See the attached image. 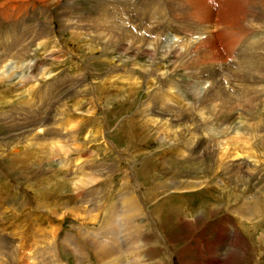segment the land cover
I'll return each instance as SVG.
<instances>
[{
  "label": "rangeland",
  "instance_id": "1",
  "mask_svg": "<svg viewBox=\"0 0 264 264\" xmlns=\"http://www.w3.org/2000/svg\"><path fill=\"white\" fill-rule=\"evenodd\" d=\"M207 1L210 2V0H187L184 8H181L173 0L158 2L157 7L151 9L149 8L152 4L149 3L144 8L161 16V21L150 20V24H148V19H144L140 15L135 16L129 11L128 0H0V5L6 4L2 9L10 7L14 2H23L24 6L23 14L20 16L17 13L11 15L16 18V21L11 20L6 24L4 22L5 28L0 29L4 33L7 27L19 29L16 24L22 25L24 23V26L21 27V33L19 34V31L14 32L17 36L13 35L11 41L7 39L9 36L4 38L2 32L0 34V61L6 60L7 64L4 65L7 66L8 73L18 71V73H13L8 82L0 85V144L15 141L13 136L16 131L13 130L19 129L16 127L19 124L17 120L26 121L24 126L31 128L41 120L38 115L31 114L33 117L29 116L30 113L28 112L32 113L36 110L37 105L40 111H43L44 106L39 103L40 101L42 103V100L46 101L51 97L54 99L50 105L56 104V102H65L71 109L80 110L66 118L69 126L73 121L74 128L77 123L80 128H78L79 130L76 128V131L79 132L76 136L78 142L75 144L79 146V151H73L67 156L65 153L54 149L51 150L50 154L52 144L46 148L44 146L47 144L43 146L38 140H33V147L32 145L27 147L26 137L21 138L17 146L13 145L14 147L9 149L10 152L6 148L5 154H3V148H0L1 235L7 234L17 240L22 232L26 238L24 239V246L28 250H34L36 243V247L39 248L38 260L42 264H78L77 257H80L81 252L75 251V245L78 249L84 243L88 247L87 241L85 242L83 239L85 237L81 235L82 229L86 230L87 227L94 229L97 226L99 228L101 225L99 237L101 232L108 231L105 223L108 222L105 219L106 215L108 218V213L119 211L113 216L116 220L121 218L122 215L120 214L125 209L122 206V200L125 198V206L128 203L130 207L132 201L129 198L135 197V194L132 195L135 190L129 180L130 176L135 174L140 182L139 187L142 188L146 196L147 210L151 213L150 217L154 215L152 220L149 216L146 218L147 223L150 221L148 224L142 217V211L138 216L139 224L147 225L148 230H145L144 236L148 238V246L153 250L154 255L152 254V259L143 257L144 262H142L137 256L134 258L122 251L121 249H124L125 245L119 240V250L123 253L124 264H130L133 259L135 261L138 259L142 262L140 264H210L209 249L219 241L218 239L222 234H220V229L223 230V226L227 223L226 226L229 227L230 233L226 247L225 243L222 244L225 247V252L233 249L232 246L237 247L238 244L242 243L241 246L243 245L244 249L242 254L240 256L234 255L237 264H264V248L258 240L264 231V229L262 230L264 218L258 220L257 217H253L254 219L250 218L249 223L245 219L242 221L236 214L225 215V212H222L214 218L195 223L193 219L196 216L199 218L203 213L202 210L209 204L214 203L225 210L224 207L227 202L221 199L224 194L226 196L227 193L228 195L231 193L230 188L222 191L215 190L211 193L206 191L207 188L201 190H189L187 188L189 190L187 193L175 192L177 186L170 184L171 181H169V174L174 171L173 169H177V173L180 174L195 172V179L198 178V181H202L207 179L204 178L205 166L201 167L204 170L203 174H197L199 173L196 169L198 167L194 170L191 167L184 168L183 166L181 168L182 162L178 155L172 153V150L158 147V141L150 136L151 127L147 130L133 129V126L138 123L131 121V118L141 108L145 107L149 100H153L158 95L157 88L165 86L167 81L174 87L171 95L175 99L184 100L180 106L199 105L202 97L207 94L210 95L207 92L210 85L204 86V92L200 95H198V90L193 91L196 85L203 82L204 75L209 70H221L223 86L230 85L229 89H233L231 87L234 86L235 79L231 77V72H234L235 66L229 73H226L224 69L225 57L221 56L222 54L217 50L215 44H205L209 40L205 38H203L205 41L199 42L198 40L197 43L199 42V44L195 48L188 47L185 50L187 55L182 60L175 62L173 57L164 61L159 59L157 64L153 65L152 57L145 55L143 51L135 50L127 41L122 40L119 30L111 33L107 29H99L98 26L95 29L94 26H91L85 30L78 26L67 27V21L70 19L85 22L88 17L110 26L122 22L125 24L122 28L131 30L136 34H139L142 29L147 32L148 37L152 36L160 40L158 58L163 57L168 50V48L162 47L166 46L167 42H172L170 46L177 47L176 50L179 52L187 47L180 44V41L184 40L183 36L186 35L189 41H193L192 37L197 35L196 32L202 33L203 31L205 33L204 31L211 29V33H209L211 37L212 32L217 31L216 25L218 26V24L227 23L231 30H239L243 34L263 32L261 29L264 28V15L262 13L264 12V0H257L258 2L255 3L260 4V6L252 9L248 14H245L244 11L246 7H249V3L244 4L237 0H229L230 2L227 4L229 8L224 7L225 9L217 16H215V8L212 10L210 3L206 4ZM42 2L47 5L45 6ZM18 8L19 6L16 7V9ZM114 8H120L122 11L117 12L118 14L116 13V16L112 17ZM179 12H184V15L191 14L192 18H195V27L190 26L186 19L184 26L190 30L186 29L183 34H176L173 40L167 39L166 33H177V31L174 26L165 27L161 22H164L167 13L180 16ZM259 13L261 14L258 18L256 16ZM141 20H144L145 25H142ZM117 27L121 28L119 25ZM98 33L109 37L104 41L99 40ZM205 35L203 37L209 36L208 34ZM37 40L43 47L36 46ZM126 46L128 51L122 59L121 53ZM262 48H264V35L250 48L253 51L248 50V53L244 54V57L254 56L255 62L259 66V69L247 77L256 78L252 85L247 84L253 87L250 91L246 87L245 96L249 101L247 112L244 107H239V99L234 98L235 114H230L224 105L216 110L210 108L204 112L205 115H202L209 121L211 120L208 123L210 124L208 128H212V131L208 136L212 144L221 147L223 143L226 146L227 141L232 140L229 135H222V122H226L228 118L230 120L225 124L232 123L234 118L240 117V120L237 119L236 122L242 121L245 125L240 131L231 132L235 137V146H242L246 133H255L252 128L253 130L258 128V132L261 130L264 132V115L260 113L264 111V91L260 86L264 81V54L259 53V49ZM51 50H54L53 54H56V60L51 58ZM240 58H242V54L237 59L236 64L241 62ZM250 67L255 69V64ZM44 69L50 73L42 75ZM153 69H156V73H166L167 81L164 80L161 85L158 80L159 76H157V80L153 79L152 81L150 71ZM3 70L5 69L1 71L3 72ZM50 74L51 76H48ZM109 76L130 77L129 82H134V88L129 91L128 82L124 85L123 83L112 85L110 81H107L104 84V80ZM75 81H81L83 85H90L91 88L95 87L98 92L94 91L89 95L86 93L87 97H84V94H78L73 88ZM20 83L26 87H20ZM48 83H51L49 87L47 86ZM33 84L39 85V88L32 89L31 85ZM218 84L221 83L218 82ZM45 87L47 89L42 92ZM26 89L29 90L28 93H32V91L36 93L34 95L37 101L31 100L29 94L25 92ZM172 100L171 98V102ZM223 104L226 102L223 101L218 106ZM24 110L26 113L22 115ZM237 114H241V116ZM65 123L61 121L63 129H65L63 125ZM260 125H262L261 129ZM67 128L72 129V125L71 128ZM89 131L91 138L86 139V136H89ZM147 136L151 138H147ZM240 142L242 143L240 144ZM70 144L68 143V145ZM68 145L62 147L69 149ZM261 146L256 142L253 148L255 147L254 151L263 158L264 150L260 149ZM41 148L46 149L41 150ZM65 160H68L70 167H73L75 176L68 174L58 165V161L61 164V161ZM219 176L220 179L223 177L222 174ZM88 179L91 184L80 187L79 184L81 182L87 183ZM185 179L183 181H186ZM263 179L264 175H259L249 178L246 183L240 182V185L243 186L242 192L245 193L246 190L249 193L242 203L251 202L254 195L259 191L258 189L260 187L264 189V183L261 184ZM159 182L163 184V188H160ZM238 185L239 183L236 184V186ZM153 186L158 188V193H156V197L152 198ZM184 186L188 187L189 184ZM126 187L129 195L125 194ZM76 189L84 191L86 199H79L75 193ZM135 189L137 191L138 188ZM171 205L183 208L186 211H184L185 214L191 213V217L188 218L189 226L185 222H178L173 217L165 218L169 215L166 208L169 209ZM85 207L86 211L84 210ZM76 212L80 214L74 215ZM49 217L53 219L52 226L58 229L59 237L57 236V239L51 237L53 227ZM169 218L171 219L169 220ZM110 219L112 220V218ZM116 220L114 219V222ZM113 227L115 228V226ZM91 231L96 232L95 229ZM69 233L72 235H69L68 238L74 239L73 246H69L66 240ZM234 233L236 237H234ZM36 234L40 235L35 242ZM230 234L231 237L229 238ZM127 235L124 232V236L127 237ZM53 242L56 244L53 245ZM126 242L129 243L128 245L131 244V241L127 240ZM17 243L18 241L15 244ZM57 243H60L59 247ZM131 247L134 248L135 245H131ZM16 248L12 250H16ZM146 249L148 247L143 249V255L146 253ZM50 250L56 252V256H53ZM130 251L134 252L133 249ZM85 255L88 257L87 262L82 264H100L94 252L86 250ZM222 259L220 258V264L225 263V260ZM228 263L233 264L232 261Z\"/></svg>",
  "mask_w": 264,
  "mask_h": 264
},
{
  "label": "bare ground",
  "instance_id": "2",
  "mask_svg": "<svg viewBox=\"0 0 264 264\" xmlns=\"http://www.w3.org/2000/svg\"><path fill=\"white\" fill-rule=\"evenodd\" d=\"M42 3L45 6L47 5L45 2H42ZM209 3H208V1L206 2V4L211 5V9L215 8L214 0H210ZM156 4L158 5V2ZM5 6H6V4L0 5V29L5 28L6 22L11 21V20L16 21V18L11 16L12 14L17 13V15L20 16L24 12L23 2H14L13 5H11L10 7H6L4 9H2ZM17 6H19L18 9H16ZM143 7H147V5L144 4ZM121 11L122 10L120 8L119 9L114 8L112 17L116 16V13L117 12L119 13ZM262 13L264 15V12H262ZM167 14H169V13H167ZM260 14L261 13H259L256 17L260 16ZM66 15H67V10H66ZM139 15L142 17L144 16L143 14H139ZM171 16H173V15H171ZM88 19H86L85 22L84 21L81 22L80 20L75 21L74 19H70L67 21V27L71 28L73 26H78V27H81L83 30H85L87 28H90L91 26H94L93 27L94 29L98 26L99 29H101V30L107 29L108 32L110 31L111 33L118 32V30H119V34L122 37V40L127 41L131 46H133V48L135 50H139L141 52L143 51L145 55L152 57L153 65H156L157 60H159V59L164 61L166 59H170L171 57H173V59H175V62L182 60L183 57H185L187 55V53H185V50L188 49V47L189 48H195L199 44V42L204 40L203 38H205L206 40L209 39L205 44H209V45L215 44L213 36L211 35V37H210V35H209V33H211V29H210V31H208V30L204 31L205 33H203V31H202V33L196 32L197 35L196 36L193 35V37H192L193 41H189L186 39L180 41V44L186 45L187 47L180 50L179 52L176 50L177 47L170 46L172 44V42H167L166 46H162V47L164 49L168 48V50L164 53L163 57L158 58L157 52L160 48V42L161 41L156 39V38H153L152 36L148 37L147 32H144L142 29H141L139 34H136L135 32H133L131 30L122 28L125 26V24H123L122 22H121V24H119V22H118L117 25L112 24V26H110V25H105L104 22H102V21L99 22L98 20H94V18L92 19L91 17H88ZM144 19H147V18H144ZM164 19H165L164 22H161V24H163L165 27L169 26V21H168V18H166V15H165ZM4 22H5V24H4ZM16 25L18 26L19 29L12 28L11 26H10L11 28L7 27L6 31L4 32L5 34L0 30V34L2 32V35H3L2 37L7 38V36H9L7 39H10V41H11L13 35L17 36V34L14 32L19 31V34H20L21 33V27L24 26V23L22 25H19L17 23ZM118 25L122 28V30H121V28L117 27ZM92 34H93L92 36H94V33H92ZM205 34H208L209 36L203 37ZM250 34H252V33H250ZM254 34H257V35H253L250 38L252 40H250V42L248 43L247 48L244 50H241V52L239 53V57H241V54H242V58L239 59V60H241V62L237 63L235 68H233L234 72H231V77H233L235 79L234 80V82H235L234 86H236L235 87L236 89H229L230 85H228V86L225 85V87L223 86V79L221 77V70H209L204 75L205 78H204L203 82H200V83L198 82L199 84L193 88V91L198 90V95H200V94H202V92H204V88H205L204 86L207 87V85H210V88L207 91V92H209L210 95L207 94V95H205V97H202V99H200L201 101H199V105L190 104L187 106L185 104L186 106H180V104H182V102H184V100L180 99V98L175 99L174 96L171 95L174 87L172 85L168 84V81L166 79V78H168L166 76L167 74L166 73L165 74L156 73V69H153L152 71H150V75L152 78L151 80L152 81H153V79L157 80V76H159L158 80L161 83V85L163 84L164 80L167 81V84L163 87L157 88L158 95H156V97L153 100H149L148 104H146L145 107L141 108V110H139V112L136 115H134L133 118H131V121L133 123H138L137 125L133 126V129L141 128V129L147 130V128L151 127L152 132H151L150 136L152 138H155V140L158 141V143H159L158 147L163 148V149L167 148L168 150H172V153H175V155H178L179 160H181V162H182L181 168L183 166H184V168L191 167V169L194 170L196 167H198V168H196L199 172L197 174H203L202 172L204 170L201 167L205 166L206 171H204V173H205L204 178L206 177L207 179L202 180V181H198L197 180L198 178L195 179V177H194L195 172H187V173L183 172L180 174V173H177V169H173L174 171L169 174L170 175L169 181L172 182V183L170 182V184L177 186L175 192L180 191L181 193H187V191L192 190V189L201 190L202 188H204V189L207 188L206 191H209L211 193L212 191H215V190L216 191H218V190L222 191L224 189L230 188L231 193L228 195V193L226 192L227 193L226 196L224 194L225 199H224V197H222V199H221L222 201L225 200L227 202V205L224 207L225 210L223 209V207H220V206L218 207V205H216L214 203L209 204L208 206H206L202 210L203 213L201 214V216L199 218H198V216H196L193 219V220H195V223L198 221H201V220L214 218V217L218 216L219 214H221L222 212H225V215H229L232 213L236 214L238 217H240L242 219V221L245 219L248 222L250 221V218H253V217H257L256 219H258V220H261L262 218H264V189L262 187H260L258 189L259 191H257V193L254 195L251 202L242 203L243 199H245V197L249 193L246 190L244 191L245 193H243L242 192L243 186L240 185V182H244V183L248 182L249 178H253V177H256L259 175L260 176L264 175V157L262 158V156H258V153L256 151H254L256 148L255 147L253 148L254 143L258 142L259 144L262 145L260 147V149L264 150V134H262L264 132L262 130L258 132V128H255L254 130L252 128V131L255 133H249V134L246 133L245 137L243 138V143L240 142V144L242 143V146L241 147H239L238 145L235 146V141H234L235 137H234V135L231 134V132L236 131V130L240 131L242 126L245 127V125H243L244 122H242V121L236 122L237 119L240 120V117L234 118L232 123L225 124V123L229 122L230 119L228 118L226 122H222V135H224V134L229 135L230 137H232V140H228L226 146L223 143V145L221 147H219L215 144H212L210 142L211 139L208 136V134L212 131V128H208V127H210V124H208V123H210L211 120L209 121L208 119L204 118V116H202V115H205L204 112L206 110H208L210 108H212L213 110H216L220 106H224V105L228 108L227 111L230 114H235L236 109H235L234 98L239 99V101H240L239 107H244L245 111H246L247 107L249 106L248 98H246V96H245L247 93L246 87H248L249 91H250L253 87L248 86L247 84L250 83V85H252L256 79V78L250 79L247 77L250 75V73H253L256 69H259V66H258V63L255 62L254 56L251 57L250 55H248V56L244 57V54L248 53V50H252L250 48H252L255 45V42H257L259 40V38H261L262 35H264V32H256ZM97 35H98L99 40H103V41L109 37L107 35H103L100 33H98ZM198 40H199V42L197 43ZM34 43H36V42H34ZM36 46L37 47L38 46L43 47V45H40V43H38V40H37ZM127 51H128V47L126 46V48H124L122 50V53H121L122 59L124 58V55L127 54ZM222 51L225 54V50L222 49ZM257 51H259V50H257ZM230 52H232V50H230ZM53 53H54V50H51V58L56 60V54H53ZM210 57H212V55H210ZM5 63H6V60L0 61V71L2 69H5V70H3V72L1 71L3 74L2 73L0 74V75H2L0 77V85H3L6 82H8V79L10 80L12 75H13V73L7 72L8 68L6 65H4ZM253 64H255V69L250 67ZM6 68H7V70H6ZM47 71H48L47 69H44V72L42 75H47L50 73L49 71L48 72ZM48 76H51V74ZM127 78H128V80H127ZM127 78L124 76H119V77L109 76L107 79L104 80L103 83L106 84L107 81H110L112 85H116V83H123V85H124L126 82H128V85L130 87L129 91H132V88H134V84H133L134 82L130 83L129 82L130 77H127ZM30 82H31V80H30ZM59 82H62V81L59 80ZM218 82H220L221 84H218ZM50 84L51 83H48L47 86L49 87ZM74 85H75V87H73V88L77 91V93L80 95L84 94V97H87L86 93L89 95L90 93H92L94 91H96V93L98 92L97 88L96 89H95V87L91 88L90 85H87V84L83 85V82H81V81L80 82L75 81ZM31 88L35 90V88H39V85L33 84V85H31ZM46 89L47 88L45 87V89H43L42 92H44ZM42 92H40V93H42ZM95 97H96V94H95ZM171 98L173 99L172 102H171ZM53 99L54 98L50 97L46 101L42 100V103L39 100L40 105L42 104V106H44L43 111H40V109L37 105L36 110L32 111V113L28 112V113H30L29 116L33 117V115H35V116L38 115V117H40V119H41L34 126L31 125L32 128L29 126L28 127L24 126L26 124L25 123L26 121L23 122V120H21V119L17 120V122L19 124L16 127H18L19 129L13 130V131H16L15 135L13 136L15 141L14 142H5V143L0 144V148H3V150H2L3 154H5L6 148L10 152L9 149L14 147L13 145L17 146L19 144L18 141H20V139L23 137L27 138V141H25L26 144L28 145V146L26 145L27 147H29L31 145L33 147V143H32L33 140H38L41 143V145H43V146L47 144L46 146H44L46 148L48 147V145L52 144V146L50 147V154H51V150H54V149L58 150L61 153H65L67 156L69 153H71L73 151H79L80 150L79 146L75 145L76 142H78L76 136H78V132H79L78 130L80 129L78 126V123H77L76 127L74 128L73 121L71 120L72 121V124H71L72 129H68L67 127L71 128V125L69 126V123L66 121L67 116L68 117L71 116V114L76 113L79 109L73 110L70 108L69 105H66L65 102H62V103L56 102V104L54 103L53 105H50L51 101H53ZM231 99H233V100H231ZM35 100H36V97H35ZM249 100L251 101V99H249ZM223 101H225L226 104L218 106V104L222 103ZM20 113H22V111H20ZM25 113L26 112L24 110L22 115H25ZM31 114H33V115H31ZM237 115L241 116V114H237ZM61 121L66 122L65 124H63L65 129L62 128ZM245 122H246V119H245ZM247 122H248V120H247ZM259 124H261V122H259ZM183 125H185V126H183ZM239 125H241V126H239ZM261 126L262 125L259 126L260 129H261ZM76 128L77 129L79 128V129L76 131ZM88 135L89 136H86V139L91 138L90 137L91 136L90 131H89ZM150 136H147V138H151ZM229 136H227V138H229ZM11 139H13V138H11ZM216 139H218V138H216ZM47 142H49V143H47ZM64 143H66L67 145H68V143H71L70 145H68L69 149L65 148L66 144H64ZM64 145H65V147H62ZM46 148H41V150H44ZM165 151L167 153V150H165ZM53 156H55V155H53ZM263 156H264V154H263ZM65 161H61V164L59 161L57 163L68 174L75 176L73 173V167H70L68 160H65ZM78 161H77V163H78ZM170 165H171V161H170ZM174 172H176V173L174 174ZM220 174L223 175V177L221 179L219 176ZM175 175H176V177H175ZM184 178H186L185 179L186 181H183ZM259 178H262V177H259ZM129 180L131 181V183H132V181H134L135 184L139 187L140 182L138 181V178L135 174L131 175ZM89 181L90 180L88 179L87 183L81 182V184H79L80 187H84L85 185H90L91 182L89 183ZM262 181L263 182L261 184L264 183V179ZM213 182H214V185H213ZM230 182H233V183L231 184ZM127 183H128V181H127ZM238 183H239V185L236 186V184H238ZM185 184L186 185L189 184V186L185 187L184 186ZM159 185H160V188L164 187L162 183H160ZM214 187H217L218 189L214 188ZM187 188L189 190H187ZM127 190H128V188L126 187L125 194L129 195V192ZM235 190H237L239 192H237ZM139 191H141V192H139ZM152 191L154 193L151 195L152 198L156 197V193H158L157 192L158 188L153 186ZM138 192L140 193V195H142L146 198L142 188H140L139 190L134 191L132 193V195L135 194L136 198L135 197L129 198V200L132 201V203L130 202L131 203L130 207L128 206V203H127V206H125V200L126 199L124 198L122 200V206H124L125 209L120 214V215H122L121 218L119 217L121 220L119 218L116 220V218L113 216V214L116 215L119 211H117L115 213H113V212L108 213V218L106 215L105 219L108 220V222H105L107 227H108L107 232H105V233L101 232L100 236L98 237L100 229L102 228L101 225L99 228H98V226L94 228L96 232L91 231L94 229L89 228V227H87L86 230L82 229L83 232H81L82 233L81 235L85 237L83 239H85V242L87 241L88 244L87 243L86 244L88 245V247L85 245V243L79 249L75 245V251L81 252L79 255L80 257L76 256L78 264H82L84 262H87L88 257L85 255L86 250H88L89 252H94L95 255L97 256L98 262L100 264H124L125 262H124V258L122 256L123 253L119 250V245H118L119 240H121V243H124V245H125L124 249H121V250L125 251L127 254H130L132 257L135 258L137 256V258L139 260H142V262H144L143 257H149L150 259L153 258L152 257V254L154 255L153 250H151L150 246H148V238L146 236H144L145 230H148L147 225L146 224L145 225L139 224L140 220H139L138 216L141 213L140 211L143 212V210H142L141 202H140V198H139L140 195H137V194H139ZM75 193L79 198L86 199V193L84 191H80V190L76 189ZM256 203L258 204L259 209L258 208L256 209L254 207V205ZM93 206H95V205H93ZM179 207H181V206L179 205ZM85 209H86V207L84 208V210ZM184 211L185 210L183 208H178L177 206L171 205L169 207V209L166 208V212H168L169 215L165 216V218L166 217H173L178 222H185V224L187 226H189L188 222H190V221H188V218L191 217L190 216L191 213L188 212L187 214H185L186 211L185 212ZM75 214L79 215L80 213L76 212V213H74V215ZM109 216H111L110 218H112V220L109 218ZM146 216H147L146 213L143 212L142 217H144L145 220H146ZM13 217H14V213H13ZM114 219L116 220L115 222H114ZM151 219H154V215H153V217H151ZM170 219L171 218H169V220ZM49 221H51V226H52L53 219L51 217H49ZM116 222H118L120 224H117ZM146 223H147V220H146ZM103 224H104V222H103ZM241 224H243V223H241ZM84 225H86V224H84ZM226 225L223 226V230L220 229V234L221 233L222 234L218 239L219 241L215 245L210 247V249H209L210 254H211V259L209 260L210 264H220L219 263L220 258L222 259L223 257H224L223 259L225 260V263H223V264H229L228 263L229 261L230 262L232 261L233 264H237V262H235L236 257H234V255L237 254L240 256V254H242V251L244 250L243 245L241 246L242 243L240 242L241 243L240 245L238 244L237 247L232 246L233 249H229L225 252V247H226V244L228 241V234L230 233L229 227H227ZM113 226H115V228H117V229H115ZM262 226L264 227V224ZM52 227L53 228L51 230V233L53 235L51 234V237L57 239V236L59 237V234L57 233L58 229L54 226H52ZM263 227H262V230L264 229ZM85 228H86V226H85ZM110 231H112V232H110ZM124 232H125V234H128L127 237L124 236ZM261 234L262 235L260 237H258L259 238L258 240H259V243L261 244V246H263V248H264V231H262ZM39 235H37V234L35 235V237H34L35 242L38 239ZM69 235L71 236L72 234L69 233L67 235V238L69 237ZM116 235H117V237H116ZM230 237H231V234H230L229 238ZM234 237H236L235 233H234ZM15 239L16 238H14L12 236H8L7 234L1 235V233H0V264H42L38 260L39 248L36 247V243L34 245V250L31 251V250H28L27 247L24 246V244H25L24 239H26V238L24 237L22 232H21L19 238H17V240H15ZM66 240H67L69 246H73V244H72L74 242L73 238L71 240H70V238H68ZM127 240L131 241L130 245H128L129 243L126 242ZM224 240H226V241L222 242ZM16 241H18L17 244H15ZM232 241H233V239L231 240V243H232ZM224 243H225V247L222 246V244H224ZM54 244H56V243L53 242V245ZM15 245H18V246H15ZM57 245L59 247L60 243H57ZM131 245H135V247L132 248ZM15 247H17L16 250H12ZM86 247H87V249H86ZM147 247H148V249H146L147 251L143 255V253H144L143 249H145ZM131 249H133L134 252H131L130 251ZM50 252H52L51 254L53 256H56V252H54L53 250H50ZM138 259L136 260L137 262L135 261V259L131 260L130 264L142 263Z\"/></svg>",
  "mask_w": 264,
  "mask_h": 264
}]
</instances>
